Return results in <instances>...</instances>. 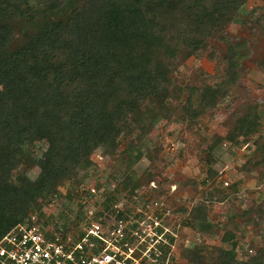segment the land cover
Instances as JSON below:
<instances>
[{
	"label": "trees",
	"instance_id": "obj_1",
	"mask_svg": "<svg viewBox=\"0 0 264 264\" xmlns=\"http://www.w3.org/2000/svg\"><path fill=\"white\" fill-rule=\"evenodd\" d=\"M245 1L0 0V239L17 225L27 226L39 201L60 197L59 187L88 170L96 150L110 152L127 138L135 118L191 123L230 96L239 84L232 55L217 60L210 53V61H218L212 75L199 70L186 79L179 66L189 57L202 59L208 41L235 19ZM194 103L202 106L200 112L190 109ZM233 117L231 143L239 138L247 143L261 130L257 107L250 103L236 108ZM206 163L205 177L192 181V188L213 182V158ZM32 168L38 170L35 178L27 175ZM132 184L123 181L121 188ZM114 197L108 196L95 215L103 225L127 218L123 211L111 219L107 215ZM263 201H250L233 218L244 225L263 222ZM210 212L205 204L195 205L184 226L216 235ZM165 238L172 241L169 234ZM194 248L187 254L189 264L264 262L261 256L238 261L233 250Z\"/></svg>",
	"mask_w": 264,
	"mask_h": 264
},
{
	"label": "rangeland",
	"instance_id": "obj_2",
	"mask_svg": "<svg viewBox=\"0 0 264 264\" xmlns=\"http://www.w3.org/2000/svg\"><path fill=\"white\" fill-rule=\"evenodd\" d=\"M210 53L217 60H228L232 55L238 63L234 72L239 84L230 96L191 123L162 116L145 122L135 118L127 138L117 141L110 152L96 150L91 156L92 166L79 172L76 180L59 187L60 197L48 203L39 201V207L28 215H33L44 230L62 226L64 231L65 225L67 232L78 235L89 221H98L95 215H100L101 203L115 195L117 202L107 212L109 218L116 211H123L128 225L145 231L155 215L165 232L174 235L172 247L167 248L166 264H189L187 254L202 245L233 250L238 261L264 257V221H254L252 226L233 218L250 201L259 197L264 200V0H246L235 19L208 41L202 59L189 57L182 62L181 76L189 79L199 70L214 74L218 61H210ZM219 65L226 71V63ZM244 103L257 107L261 130L247 143L242 138L231 143L227 139L233 135V111ZM190 109L198 113L202 106L194 103ZM39 148L44 149V145ZM210 156L214 160L213 182L205 189L192 188V181L205 177ZM37 174L36 168L27 171L31 178ZM129 179L131 188H121L123 181ZM89 188L93 189L92 196L87 195ZM200 204L211 209L209 219L218 227L216 235L184 226L189 210ZM175 208H183L186 213L180 216ZM220 221L230 225L220 226ZM157 264H161L159 260Z\"/></svg>",
	"mask_w": 264,
	"mask_h": 264
},
{
	"label": "built area",
	"instance_id": "obj_3",
	"mask_svg": "<svg viewBox=\"0 0 264 264\" xmlns=\"http://www.w3.org/2000/svg\"><path fill=\"white\" fill-rule=\"evenodd\" d=\"M157 220L153 215L145 231L122 219L89 221L76 235L62 226L44 230L31 215L27 226L17 225L0 239V264H162L158 254L172 244Z\"/></svg>",
	"mask_w": 264,
	"mask_h": 264
}]
</instances>
